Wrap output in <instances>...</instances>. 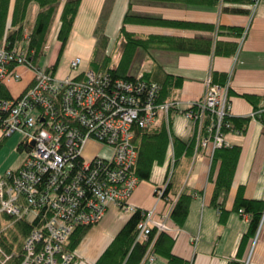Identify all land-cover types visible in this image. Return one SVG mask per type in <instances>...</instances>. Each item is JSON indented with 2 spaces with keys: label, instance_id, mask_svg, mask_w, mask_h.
Instances as JSON below:
<instances>
[{
  "label": "built area",
  "instance_id": "built-area-1",
  "mask_svg": "<svg viewBox=\"0 0 264 264\" xmlns=\"http://www.w3.org/2000/svg\"><path fill=\"white\" fill-rule=\"evenodd\" d=\"M246 30L238 36L235 59ZM27 39L0 47V131L22 133L20 144L27 150L18 167L0 174V234L28 223L20 224L27 233L19 247L8 251L0 244V264H72L75 254L66 249L68 236L76 227L98 222L110 206L142 211L136 240L148 241L154 231L142 257L151 261L156 235L173 227L168 210L155 216V209L138 208L129 200L139 182L134 136L137 129L154 125L158 116L167 122L177 101L160 98V86L142 73L126 78L82 69L79 56L70 61L72 74L55 76L52 68L31 64L34 50H27ZM18 65L31 74L25 87L14 90L11 82L22 77ZM229 89V74L223 84L208 76L201 98L183 111L192 122L194 152L205 150L209 160L217 149L230 146L224 136L231 127ZM88 144H97L98 150L110 147L111 156L87 151ZM170 145V169L164 184L154 189L165 200L176 160ZM175 201L170 200L171 207Z\"/></svg>",
  "mask_w": 264,
  "mask_h": 264
},
{
  "label": "crops",
  "instance_id": "crops-1",
  "mask_svg": "<svg viewBox=\"0 0 264 264\" xmlns=\"http://www.w3.org/2000/svg\"><path fill=\"white\" fill-rule=\"evenodd\" d=\"M253 1L247 0L234 5L242 10L232 12L224 10L225 5H231L225 4L223 0H217L215 4L175 0H111L109 13L102 22L103 28L114 22L120 29L126 11L130 10L134 15L152 20L159 18L166 22L194 24L175 26L153 21L127 23V30L136 35L182 36L211 43L207 53L153 48L149 49L150 55H147L142 47H136L127 74L153 75L159 71L169 75V81L173 85L166 97L177 101L179 110L186 109L189 102L203 95L208 76L215 83L218 82L214 78L224 79V83L229 74L230 116L249 117L244 130L239 128V122L235 129L224 130L225 139L230 145L240 147L229 191L224 199H219L226 210L224 220H220L219 208L212 204L219 163L211 172L213 159H208L205 150L197 153L192 150L190 154L176 158L166 200L158 198L149 184L140 182L129 199L138 208L155 209L157 216L165 210L171 212L170 200H177L181 192L192 195L184 222L178 225L171 217L168 220L173 227L169 232L173 238L172 253L185 264H264V216L257 231L242 242L250 216L233 208L239 189L246 198L264 200V0H257L252 10ZM106 2L107 0H81L74 22L87 25L88 33L92 34L101 22V11ZM220 25L236 26L241 31L247 27L237 59L234 54L226 56L213 53V37ZM106 36L108 40L109 36ZM18 70L28 69L21 66ZM28 81L29 73L25 72L20 84L16 85L22 88ZM247 95L253 97L255 103ZM176 112H172L169 122V132L173 136L171 123ZM192 128L190 124L187 138L180 139L187 141L192 138ZM168 146L171 147L169 142ZM169 168L170 164L168 170ZM107 211L108 217L102 228L98 229L102 230L93 232L88 241L84 238L77 245L74 264H93L130 216L125 213L120 218L115 215L116 209ZM150 253L153 254V259H141L139 264H171L165 257L155 253L153 248Z\"/></svg>",
  "mask_w": 264,
  "mask_h": 264
},
{
  "label": "trees",
  "instance_id": "trees-1",
  "mask_svg": "<svg viewBox=\"0 0 264 264\" xmlns=\"http://www.w3.org/2000/svg\"><path fill=\"white\" fill-rule=\"evenodd\" d=\"M31 1H36L39 5V10L36 14L35 21L32 24L30 31L28 32L27 46L28 49L34 50V57L38 58L43 52V46L46 43V36L53 21L58 8L59 12V25L56 31V38L60 42V50L64 47L72 25L79 8L81 0H0V46L10 47L15 40L22 38L23 22L26 16L28 4ZM111 0H107L101 11V22L96 27L95 33L100 34L99 41L101 44H105L107 36L102 32L101 27L106 15L109 13V3ZM181 2H205L215 4L217 0H175ZM247 0H223L225 4L224 10L232 12L241 11L237 8L236 4L246 2ZM155 22L166 23L175 26H192L194 24L182 21L166 22L159 18H152L134 15L127 10L122 25L119 29L120 34L124 37L123 51L120 60L116 65L110 64L109 55L100 63L93 58L90 59V66L97 71H110L113 76H122L128 78L131 75L127 74L128 66L131 62L134 49L136 47H159L166 50H178L187 52H209L210 41H201L194 38L182 37V36H169L163 34H150L146 36L136 35L134 32H130L126 28L127 23L131 22ZM241 29L236 26H223L217 27V39L214 42L213 53L217 55L230 56L234 54L236 50V43ZM236 39V40H235ZM55 68V65H53ZM143 77L148 81L156 82L159 88V97L164 98L169 94L170 88L173 85L169 79L170 76L156 72L153 75L142 73ZM214 78V77H213ZM223 79V78H222ZM224 80V79H223ZM223 80L214 81L218 84H222ZM3 96H9L6 92H1ZM252 103H255V99L251 96H246ZM227 120L231 123L230 128H236V123L239 122V128L244 130L249 117L244 118H232L230 115ZM229 129V128H228ZM1 132V131H0ZM5 134L0 133V148L2 146V139ZM173 136V135H172ZM175 157L178 159L183 154H190L193 150V137L185 141L178 137L173 136ZM169 142V134L166 130V126L163 122H157L154 125L147 128H139L135 132L134 143L137 148L138 156L136 165L134 167L135 174L139 179H149L151 169L154 163H163ZM240 153V147L237 145H230L217 149L213 156L211 165V172L217 163L218 170L215 177V186L212 196V204L219 208L220 220L225 219L226 210L222 206V201H219L220 197L225 198L229 191L232 178L234 175L235 167ZM171 188V182H169L165 188V194ZM192 195L181 192L174 202L170 217L176 224L181 225L189 211V205ZM233 208L249 214L248 229L243 237L242 242L253 235L259 228L260 222L264 216V200L246 198L243 196L241 189L238 190ZM142 218V211L137 209L131 213L129 218L116 233L110 243L105 247L98 258L93 264H139L148 245V241L154 236V231L150 233L148 241L136 240L137 223ZM28 225V223H18L14 227L10 228L6 232L0 234V244L5 248L11 250L13 246L19 247L22 239L27 232H24V228L21 225ZM89 226L76 227L68 236V241L65 244L68 251H74L77 245L80 243L84 235L86 234ZM22 231V232H19ZM242 244V243H241ZM173 238L169 232H159L153 243V251L158 255L165 257L171 264H185L184 261L172 253ZM16 258V257H15ZM18 260V258H17ZM16 261V259H15Z\"/></svg>",
  "mask_w": 264,
  "mask_h": 264
},
{
  "label": "rangeland",
  "instance_id": "rangeland-1",
  "mask_svg": "<svg viewBox=\"0 0 264 264\" xmlns=\"http://www.w3.org/2000/svg\"><path fill=\"white\" fill-rule=\"evenodd\" d=\"M38 10H39V5L36 1H31L28 4L26 16L23 22L22 38L23 37L25 38L26 35L28 36V32L30 31L32 24L35 21ZM59 12H60V7L58 8L57 13L55 14L53 21L51 22V25L49 27V30L47 32L46 43L44 44L43 49L45 47L46 48L44 50L42 49L43 52L38 58H35L33 55L31 59V64L32 63L38 64V66L44 70L46 69V67H50L54 70L55 76L63 77L66 74L73 73V71L70 70V61L77 56L81 58V63L79 64V67L82 69H94L90 66V63H89L91 58L101 63L103 59H105L106 56L109 55L108 57L110 59V64L112 65H115V63L120 60L122 51H123V48L121 49V47H122V44H124L123 43L124 37L123 35L118 33L119 27H117L114 24V22L110 23L109 26H105L104 28L101 27L100 29L102 30L104 34L109 36V39L106 41L105 44H101V42L99 41L100 34L95 33V31H93L92 34L88 33L89 28L87 25L83 26L80 23L73 22L72 29L70 31L68 39L64 47L60 50V42L56 38V31L59 25V22H58ZM153 48L155 49L159 47H151V48L149 47L148 49L142 47V49L146 52L147 55H150L149 49H153ZM27 50L30 51V49H27ZM235 52H234V56H235ZM53 65H55V68H53ZM21 66L24 67V65H18L16 69H18ZM19 71L22 74L21 79L11 82V87L14 90L21 89L16 84H20L25 72L29 73V78H30V74H31L30 71H26V70H19ZM175 110L177 112L174 113L172 116V123H171L172 130L171 131L176 137L186 139L188 136V131L190 129V124L192 125V122L184 114L183 111L185 109H182V111L175 109V108L170 109L168 112L169 113L168 121L165 122L166 118H163V116H158L156 119V123L163 122L164 125L166 126V130L168 131L170 115ZM4 136L5 137L2 139V146L0 148V174L6 171L7 169H13V168L18 167L20 163L22 162V160L27 155V150L24 147H22V145L20 144L23 140L22 133L15 131V132H11L9 135H4ZM170 142H172L173 147H174L173 136L169 134V143ZM86 149L89 152L95 149L98 150V145L88 144ZM111 150L112 149L110 147L103 146L98 150V152L99 154H104L110 157L112 153ZM174 150H175V147H174ZM199 155L201 154L199 153ZM170 157H171V147L168 146L166 156H165L163 163H154L151 169L149 180L140 179L139 182L144 183V184L145 183L149 184V186L151 187V191H154V189L158 186H162L167 176L166 173L168 170V166L170 164L169 162ZM111 209H116L115 215H117L120 218H122V216H125L126 214H131L130 211H123L114 206H110L107 210H111ZM107 212H105V214L102 216V218L98 222L89 226V228L86 231V234L84 235L82 239L85 238V241H86L88 238L90 239L92 237L93 232H100V230H102V229L100 230L98 229L102 228V226L104 225V221L108 217ZM69 252H74V251H69ZM81 262H83V260H81ZM74 263H75V258L72 261V264Z\"/></svg>",
  "mask_w": 264,
  "mask_h": 264
}]
</instances>
